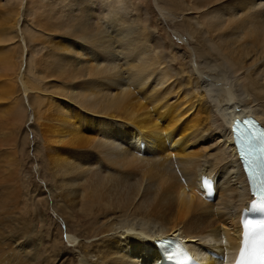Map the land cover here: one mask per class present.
Here are the masks:
<instances>
[{
	"label": "bare ground",
	"instance_id": "6f19581e",
	"mask_svg": "<svg viewBox=\"0 0 264 264\" xmlns=\"http://www.w3.org/2000/svg\"><path fill=\"white\" fill-rule=\"evenodd\" d=\"M15 2L0 0V221L18 235L0 264L7 245L8 264H158L163 237L239 247L250 197L229 128L264 121V0ZM29 120L31 201L14 149Z\"/></svg>",
	"mask_w": 264,
	"mask_h": 264
},
{
	"label": "rangeland",
	"instance_id": "374dc122",
	"mask_svg": "<svg viewBox=\"0 0 264 264\" xmlns=\"http://www.w3.org/2000/svg\"><path fill=\"white\" fill-rule=\"evenodd\" d=\"M130 2H146V0H129ZM19 4H20V0H16V2L13 4L14 6V10L12 12H14V15L15 13L18 11L19 9ZM13 15V17H14ZM34 17V15H31V16H28V15H24V18H25V21L23 23L22 26H32L31 23H28L26 22V20H32ZM37 42H38V39H37ZM37 42H28V46H29V49L30 50H35L37 48H42L43 45L42 44H37ZM36 45V46H35ZM4 104V102H3ZM33 121L32 120H29L28 123L24 124L23 123V126L19 129V131L17 132V146L14 147V150L15 153H18V159H19V162H20V171H19V175H20V186L23 187L25 186L26 188L28 189L26 190V188H24V193L27 195L28 197V200H32L33 198V191L34 190V187L39 186V187H43L45 188V180L43 179L44 178V174L42 173L43 170L42 168H40V173L39 172H36V170L38 169V167L36 166V164L34 165V149L36 148L37 144H39V142L37 141L36 137H34V135H32V132H31V129L33 128L34 129V125L35 123H32ZM29 125V126H28ZM12 127L15 128L14 126V123H12ZM28 130V132H27ZM30 132V133H29ZM25 135V136H24ZM34 138V139H33ZM22 140V141H21ZM24 141V142H23ZM35 144V145H34ZM27 145V146H26ZM23 147V148H22ZM22 148V149H21ZM31 148V149H30ZM31 150V152H30ZM27 153V155H26ZM25 154V155H24ZM39 159V157H38ZM40 159L38 160V163H39ZM33 165V166H32ZM26 171V172H25ZM26 173V174H25ZM28 174V175H27ZM40 174V175H39ZM38 175L43 179V181H40V177L38 178ZM33 176V177H32ZM36 176V177H35ZM24 178V179H23ZM28 178V179H27ZM38 179V180H37ZM37 180V181H36ZM28 181V182H27ZM41 183H40V182ZM18 183H19V180H18ZM39 184V185H38ZM43 185V186H42ZM30 186V187H29ZM4 187V188H3ZM1 188L3 191H1ZM31 188V189H30ZM6 191L7 189H5V186H1L0 187V200L2 198H4L3 196H5L6 194ZM31 191V192H30ZM3 192V193H2ZM32 194V195H31ZM30 200V201H31ZM42 207L44 209L47 210V207H44L42 205ZM6 222V220L4 219V223ZM11 222L10 220H8V223L6 222V224L4 225L1 221H0V240H4L5 238H7L6 240L9 241L10 239L11 240H14L15 237H12V234H17L18 233H15V232H12L11 234H8L7 232L9 231H13V230H9V226H10ZM7 225V226H6ZM11 226H13V224H11ZM9 227V228H8ZM4 228V229H3ZM8 229V230H7ZM11 229V228H10ZM4 233L7 235H5V238L3 239L2 237H4ZM2 235V236H1ZM9 236V237H8ZM9 249V250H8ZM11 248H9V246H5L4 247V251L5 253L8 252L10 253V257L13 255L10 251ZM8 250V251H7ZM7 254V253H6ZM5 254V255H6ZM9 257V259H10ZM7 260L5 259L4 260V264H8V261L10 260ZM7 260V261H6ZM13 264V263H12Z\"/></svg>",
	"mask_w": 264,
	"mask_h": 264
},
{
	"label": "snow or ice",
	"instance_id": "6c2138e0",
	"mask_svg": "<svg viewBox=\"0 0 264 264\" xmlns=\"http://www.w3.org/2000/svg\"><path fill=\"white\" fill-rule=\"evenodd\" d=\"M253 207H258L264 210V189L261 192V199L253 201ZM250 228H255L257 231L249 232ZM245 247L241 248L240 256L237 264H264V222H258L253 225L252 221H247L244 225ZM259 235V239L253 242L252 250L249 251L248 242L250 236Z\"/></svg>",
	"mask_w": 264,
	"mask_h": 264
}]
</instances>
